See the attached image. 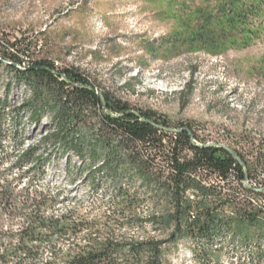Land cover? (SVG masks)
I'll use <instances>...</instances> for the list:
<instances>
[{"label": "trees", "instance_id": "16d2710c", "mask_svg": "<svg viewBox=\"0 0 264 264\" xmlns=\"http://www.w3.org/2000/svg\"><path fill=\"white\" fill-rule=\"evenodd\" d=\"M168 1L169 42L180 54L220 56L251 46L263 30L264 0ZM0 67L13 76L0 96V264H165V246L178 236L196 243L193 264H220L230 248L245 258L226 264H264V202L245 197L264 193L243 186L244 169L225 149L197 146L207 143L190 126L173 129L106 92L104 111L94 83L74 68L2 48ZM12 84L29 93L18 106L8 100ZM26 113L29 123L54 125L42 139L47 155L37 145L23 148ZM54 157H65L68 188L34 182L47 177ZM147 225L173 233L166 240L128 233Z\"/></svg>", "mask_w": 264, "mask_h": 264}, {"label": "rangeland", "instance_id": "374dc122", "mask_svg": "<svg viewBox=\"0 0 264 264\" xmlns=\"http://www.w3.org/2000/svg\"><path fill=\"white\" fill-rule=\"evenodd\" d=\"M172 11L168 0H0V48L5 55L17 52L24 61L74 68L101 93L165 119L173 129L188 125L198 142L225 145L243 158L252 174L263 171L264 19L259 37L247 48L220 56L180 54L169 42L175 27ZM12 79L0 67V96ZM28 94L12 84L8 100L18 106ZM12 128L7 117L3 130L9 135ZM53 128L47 119L29 123L24 114L23 148L37 145L39 154L47 155L51 147L42 139ZM64 166L65 157L50 159L47 177H37L35 184L68 188ZM84 195L79 189L77 198ZM153 230L158 229L147 225L143 232L128 233L164 240L173 233L167 225ZM195 247L194 241L178 236L165 246V264H193ZM244 254L242 249L225 250L220 264Z\"/></svg>", "mask_w": 264, "mask_h": 264}, {"label": "water", "instance_id": "95a60500", "mask_svg": "<svg viewBox=\"0 0 264 264\" xmlns=\"http://www.w3.org/2000/svg\"><path fill=\"white\" fill-rule=\"evenodd\" d=\"M90 90L96 92V94L100 97L101 99V102L103 103V109L105 111L106 107H105V104H104V99H103V96H102V93L100 91H98L96 88L94 87H91ZM135 115L140 118L142 121L146 122V123H150L152 124V122L150 121H147L145 119H143L138 113L135 112ZM167 131H174V130H170V129H165ZM197 146H215V147H220V148H223L225 149L227 152H229L235 159L236 161L243 167L244 169V173H245V188L249 191H252V192H256V193H260L262 191H264V187L263 188H260V189H252L247 181H248V176H247V172L245 171V166H244V163L243 161L241 160V158L236 154V152H234L232 149H230L229 147L225 146V145H222V144H216V143H207V144H197Z\"/></svg>", "mask_w": 264, "mask_h": 264}, {"label": "built area", "instance_id": "2783aa9c", "mask_svg": "<svg viewBox=\"0 0 264 264\" xmlns=\"http://www.w3.org/2000/svg\"><path fill=\"white\" fill-rule=\"evenodd\" d=\"M249 186H253V189H260L264 187V170L263 171H258L256 174H252L251 177H248L247 181ZM243 186H245V180L242 182ZM256 193V192H253ZM264 191L256 194H263ZM225 194L228 195L230 194V191L225 190ZM246 199L248 200L249 203L255 205L257 202H264L263 197H256L255 195H248L245 196ZM189 198L191 200H196L194 195H190ZM243 199V198H242Z\"/></svg>", "mask_w": 264, "mask_h": 264}, {"label": "bare ground", "instance_id": "6f19581e", "mask_svg": "<svg viewBox=\"0 0 264 264\" xmlns=\"http://www.w3.org/2000/svg\"><path fill=\"white\" fill-rule=\"evenodd\" d=\"M253 189V186H250Z\"/></svg>", "mask_w": 264, "mask_h": 264}]
</instances>
